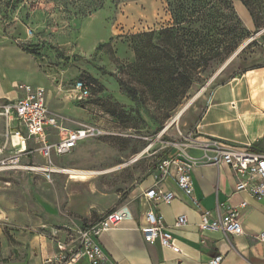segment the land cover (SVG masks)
I'll list each match as a JSON object with an SVG mask.
<instances>
[{
  "label": "rangeland",
  "instance_id": "1",
  "mask_svg": "<svg viewBox=\"0 0 264 264\" xmlns=\"http://www.w3.org/2000/svg\"><path fill=\"white\" fill-rule=\"evenodd\" d=\"M244 1L258 29L245 26L237 6L248 10L239 0H0V92L14 93L18 84L44 87L60 130L91 126L97 131L69 154L52 158L63 173H0V264H24L39 239L54 248L48 256L54 264L77 255L79 229L125 205L154 167L178 151L173 144H190L185 137L212 89L264 65V0ZM230 7L249 35L227 55L228 34L236 27ZM180 8H196L183 26L210 31L213 43L210 51L185 53L197 62L189 68L188 88L180 79L174 82L183 71L179 63L170 67L176 56L166 58L141 36L172 26V12L181 13ZM175 44L162 43L172 52ZM137 54L144 64L131 68ZM203 59L210 61L204 65ZM78 79L90 86L86 99L73 90ZM119 80L135 90L137 101L120 93ZM67 169L115 171L73 180Z\"/></svg>",
  "mask_w": 264,
  "mask_h": 264
},
{
  "label": "crops",
  "instance_id": "2",
  "mask_svg": "<svg viewBox=\"0 0 264 264\" xmlns=\"http://www.w3.org/2000/svg\"><path fill=\"white\" fill-rule=\"evenodd\" d=\"M239 6L237 11L245 26L252 28L249 12ZM18 95L16 90L8 94L1 91L0 102L13 100ZM192 133L197 147L185 151L195 159L191 174L192 196L185 195L170 176L160 183V187L171 192L173 199L169 203L147 201L144 192L155 182L153 171L127 197L126 204L134 220L104 232L98 239L111 264H208L218 255L222 256L220 264H264V242L258 240L264 230V196L256 198L248 191H236L234 172L225 164L214 166L205 162L200 145L215 140L264 154V65L246 70L214 87ZM242 203L245 207L240 206ZM225 206L236 210L242 234L200 229L202 215L211 212L212 217H220L225 214ZM148 208L161 215L164 224L171 228L176 251L161 246L158 241L147 243L143 239L139 227ZM181 215L186 217L187 224L174 228L173 224ZM32 249L36 250L30 249L31 254L27 255L24 264H43V260L54 253L49 242L41 239L36 240ZM69 264L89 263L81 257Z\"/></svg>",
  "mask_w": 264,
  "mask_h": 264
},
{
  "label": "built area",
  "instance_id": "3",
  "mask_svg": "<svg viewBox=\"0 0 264 264\" xmlns=\"http://www.w3.org/2000/svg\"><path fill=\"white\" fill-rule=\"evenodd\" d=\"M73 90L80 99L90 96L89 85L83 80L74 81ZM16 91L19 93L18 97L0 102V173L21 171L47 177L53 173H61V169L53 165L52 158L69 154L80 143L94 137L97 134L96 129L83 126L62 131L57 117L49 110L44 87L18 84ZM187 136L185 138L192 140L190 144H173V148L178 151L161 160L154 167L155 182L144 192L147 201L169 203L173 199L171 192L160 187V183L170 176L185 195L192 196L191 174L195 159L187 155L183 148H194L197 144L193 133L189 132ZM200 145L204 150L202 159L205 162L214 166L225 164L234 172L237 177L236 191H248L256 198L264 196V154L215 140H207ZM245 205L242 203L240 206L245 207ZM133 220V213L127 204L110 210L95 222L79 229L77 255L65 263L58 260L55 264H69L81 257L86 258L89 264H111L98 239L104 232ZM186 224V217L181 215L177 217L173 227L181 228ZM199 227L203 231L242 234V227L237 221V212L229 206H225V214L220 217H212L211 212H206L202 215ZM170 229L164 224L162 216L152 208L144 212L143 223L139 230L147 243L158 241L161 246L176 251L177 248L172 244ZM258 240L264 242V230L258 235ZM221 260L222 256L218 255L211 258L208 264H220ZM43 264L54 263L52 258L47 257L43 260Z\"/></svg>",
  "mask_w": 264,
  "mask_h": 264
},
{
  "label": "trees",
  "instance_id": "4",
  "mask_svg": "<svg viewBox=\"0 0 264 264\" xmlns=\"http://www.w3.org/2000/svg\"><path fill=\"white\" fill-rule=\"evenodd\" d=\"M239 1H241L244 7L247 8L250 16L253 17L252 12L248 8L247 3L244 0H239ZM180 9H181V13L180 11L176 12L175 10L172 12V17H173L172 26L161 29L157 34L154 32H150V33H145L141 36H146V38L149 39L150 45H152L158 51L164 53V55H166V58L173 59L174 57L172 56H176L177 64L176 62H174V65H171L170 67L177 69V67H179V64H180V67H182L183 71L178 74V77L174 80V82L180 79L184 82V85L188 88L190 81H191V77H192V72H190L189 68H195L197 62L194 59L190 58V56L186 55L185 53H192L197 48H201V50H204V51L206 50L210 51V47L213 46V43L209 41V37L207 35L209 34L210 31H206L204 34H201L198 29L197 30L192 29L190 25L186 27L183 26V25H186L187 19L190 16L191 17L193 16V13L196 8H192L191 11H184L182 8ZM229 9L235 21L236 27H232L228 34L232 38L228 44L227 55L232 54L238 48L239 44L244 39H246L249 35L248 31L243 26L242 21L237 16L233 8L230 7ZM197 14L199 15L200 12H197ZM252 21H253L254 27L258 29L259 27L255 23L253 18H252ZM154 40H156L155 44H153ZM162 43L164 44L168 43V45H173L174 43H176L174 45L175 52H172V50L169 49L168 47H167V50H165ZM135 49L140 51V49L137 46H135ZM209 61L210 59H203L204 65H206ZM142 64H144V61H142V58L140 57V55L137 54L135 63L130 65V67L139 68ZM80 80H83L86 83L84 79H80ZM117 83L119 85L120 93L124 94L131 101L135 102L138 100V96L135 90L125 87L124 84H122L120 80L117 81ZM153 171L154 169L152 170V172Z\"/></svg>",
  "mask_w": 264,
  "mask_h": 264
},
{
  "label": "bare ground",
  "instance_id": "5",
  "mask_svg": "<svg viewBox=\"0 0 264 264\" xmlns=\"http://www.w3.org/2000/svg\"><path fill=\"white\" fill-rule=\"evenodd\" d=\"M184 108H182V110H183ZM181 110V111H182ZM181 111H179L178 112V114L181 112ZM177 114V115H178ZM177 115H176V117H177ZM167 127H165V129H166ZM169 128V127H168ZM164 129V130H165ZM137 159H139V157H137L136 158V160ZM115 169H117V168H115ZM114 169H112V170H107V171H103V172H98V171H80V170H74V169H67V171L65 172L71 179H75V180H85V179H87V178H89V177H93V176H96V175H100V174H104V173H108V172H111V171H113ZM65 170H62L61 169V173H63ZM115 171V170H114Z\"/></svg>",
  "mask_w": 264,
  "mask_h": 264
},
{
  "label": "water",
  "instance_id": "6",
  "mask_svg": "<svg viewBox=\"0 0 264 264\" xmlns=\"http://www.w3.org/2000/svg\"><path fill=\"white\" fill-rule=\"evenodd\" d=\"M251 41V39L247 40L224 64L223 66L218 70V72L213 76V78L211 79V81L217 77L225 68L226 66L231 62V60L245 47L248 45V43ZM197 96H195L192 100H190L186 106L184 107V109L177 115V117H175L168 125H167V128L170 127L176 120H178L181 115L184 113V111L192 104V102L195 100ZM165 129V130H166ZM164 130V131H165Z\"/></svg>",
  "mask_w": 264,
  "mask_h": 264
}]
</instances>
